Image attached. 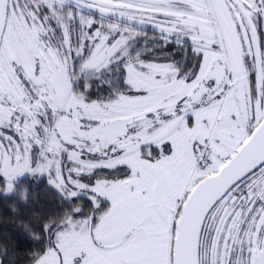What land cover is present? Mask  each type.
<instances>
[{
    "label": "snow or ice",
    "instance_id": "snow-or-ice-1",
    "mask_svg": "<svg viewBox=\"0 0 264 264\" xmlns=\"http://www.w3.org/2000/svg\"><path fill=\"white\" fill-rule=\"evenodd\" d=\"M142 26L194 67L134 54ZM29 178L65 207L19 226L28 264H264V0H0L13 213Z\"/></svg>",
    "mask_w": 264,
    "mask_h": 264
},
{
    "label": "trees",
    "instance_id": "trees-1",
    "mask_svg": "<svg viewBox=\"0 0 264 264\" xmlns=\"http://www.w3.org/2000/svg\"><path fill=\"white\" fill-rule=\"evenodd\" d=\"M154 29V30H153ZM145 33V45L142 48L141 58L147 61L172 62L181 69L191 70L196 62L195 54L192 52L191 43H179L175 40L165 41L162 34L151 26L143 27ZM111 77H119L118 65H113L111 72L106 73ZM30 183L35 191L36 200H29L27 205L19 204L17 213H13L8 200L0 198V242L8 247V255L4 257V264L15 261V264H28L30 254L42 246L41 242L31 240L19 227L21 223L35 221L34 213H39L40 217L52 216L61 212L65 207V202L59 194L50 186L44 178L32 180ZM15 199V197H12Z\"/></svg>",
    "mask_w": 264,
    "mask_h": 264
},
{
    "label": "rangeland",
    "instance_id": "rangeland-1",
    "mask_svg": "<svg viewBox=\"0 0 264 264\" xmlns=\"http://www.w3.org/2000/svg\"><path fill=\"white\" fill-rule=\"evenodd\" d=\"M78 27V26H77ZM143 27H147V26H142L139 30L142 32V28ZM154 30V29H153ZM158 32V30H157ZM159 33V32H158ZM161 34V33H159ZM145 33L142 32V35L138 36L135 38V40L132 42L131 44V50L133 51V53L135 54L136 52H139L141 54L142 52V48L146 43L145 37H144ZM162 36V35H161ZM163 38V37H162ZM165 41H172L175 40L176 42L179 43H186L185 40L183 38H179V37H171L168 39L163 38ZM172 39V40H171ZM157 63H172V62H157Z\"/></svg>",
    "mask_w": 264,
    "mask_h": 264
}]
</instances>
